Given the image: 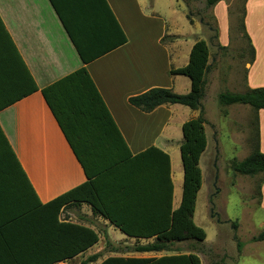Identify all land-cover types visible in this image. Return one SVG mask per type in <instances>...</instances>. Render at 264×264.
I'll return each mask as SVG.
<instances>
[{
    "label": "crops",
    "instance_id": "obj_1",
    "mask_svg": "<svg viewBox=\"0 0 264 264\" xmlns=\"http://www.w3.org/2000/svg\"><path fill=\"white\" fill-rule=\"evenodd\" d=\"M128 1L142 10L141 12L149 9L152 12L151 18L163 28L151 42L145 40L143 34L135 35L133 31H129L124 15ZM165 1L170 15L185 16L182 21L185 31L183 34H170L169 21L162 19L160 11L158 12L161 0H105L123 30L127 43L85 64L50 0H0V20L4 30L9 34L39 89L35 94L0 109V264H22V257L33 255L37 250L40 222H46L47 225V219L44 221V213H40V207L88 181L41 93L42 89L81 68L88 70L132 157L141 155L152 147L169 156L174 187L173 209L180 207L184 185L181 160L182 126L185 122L199 117L200 111H192L188 107L182 109L181 105H166L151 113H144L128 102L129 98L154 88L171 89L177 94H188L191 91V81L188 78L172 76L169 72L188 65L191 50L197 42L195 37L198 29L187 20L185 8L180 5L179 0ZM65 8L71 21L77 22V25L87 20L88 35L84 39L88 46L86 48L92 54H99L116 43L117 32L114 31L113 37L111 21L102 0H68ZM219 11L224 19H228L224 1L214 7L215 13ZM92 21L98 23L95 29H91ZM245 28L255 50V60L252 65H247L245 82L239 90L242 92L234 93L264 88V0L245 2ZM166 35L176 39L162 43ZM220 35L221 29L219 45L228 46V39L221 41ZM12 56L8 55L5 44L1 46L0 42V74L7 73L8 60ZM210 70L206 76V95L212 82L211 76L208 80ZM2 102L5 105L4 97ZM256 115L260 150L264 153V110L258 111ZM204 118L207 147L199 164L202 187L196 199L195 224L210 153L213 152L212 159H215L214 154H220L218 142L213 143L214 151H211V137L218 136V133L214 131V124L206 117L205 108ZM8 145L13 157L8 153ZM8 154L11 166H8ZM14 157L21 166L20 171L15 167ZM160 160L157 153H152L145 160H127L113 171L109 180H103L101 186L104 191L114 195L117 191H124L125 199L131 196L136 198L145 188V173L149 174L154 170L160 177L163 170ZM213 164L214 160L212 167ZM207 188L208 202L211 203L214 191V182L211 179ZM126 202L122 203L127 205ZM258 206L264 210V182L261 185ZM60 220L84 225L98 233V228L103 227L104 233L110 236L118 230L108 220L95 216L87 204L72 207V210L64 209Z\"/></svg>",
    "mask_w": 264,
    "mask_h": 264
},
{
    "label": "trees",
    "instance_id": "obj_2",
    "mask_svg": "<svg viewBox=\"0 0 264 264\" xmlns=\"http://www.w3.org/2000/svg\"><path fill=\"white\" fill-rule=\"evenodd\" d=\"M67 1L50 0L85 64H89L127 43L123 30L105 0H102L111 21L112 36L114 37V31L117 32L116 43L99 54H92V51L86 48L88 46L84 39L86 38L84 36L88 35L86 33L87 20L79 22L80 25H77V22H72L65 8ZM221 1L224 0H206V6L213 9ZM187 18L192 25L190 15ZM96 26L98 23L92 21L91 29H95ZM239 27L249 44V64L252 65L255 60V50L245 28V3ZM214 32L215 35L210 39L211 43L218 41V27ZM166 40L164 37L162 43H165ZM171 40L174 39L171 38ZM0 42L1 46L5 44L8 55H13L11 60H8L7 73L0 74V109H3L35 94L39 89L25 63L21 60L9 34L5 32L1 20ZM218 47L226 49L220 45ZM209 60L210 50L207 43L203 40L197 41L191 50L188 65L176 70L171 69L169 72L172 76H184L191 81V91L188 94H177L167 88H154L128 100L132 107L144 113H151L166 105H181L192 111H200L199 117L185 122L182 126L181 160L184 170V185L182 202L177 210L173 209L174 187L171 180L169 156L152 147L141 155L132 157L86 68H81L41 90L47 106L82 166L88 181L40 207V213H44V221L47 219V225L46 222H40L37 250L31 256L22 257V264L69 262L97 245L100 238L95 230L67 220H60L64 209L80 207L82 204L89 205L95 216L108 220L126 237L138 241L134 246L119 248L114 247L108 236L105 235V249L110 253L173 252L172 247L176 243L185 241L203 243L206 240L204 230L194 223V213L197 195L202 187L200 158L207 147L203 100L206 95V76L211 68ZM3 97L6 100L5 105L2 102ZM218 103L221 106H249L255 113L256 133L252 152L243 161H233L231 168L234 173L241 176L259 177L260 198L261 185L264 182V153L260 150L256 114L258 111L264 110V88L247 89L244 93H221L218 96ZM8 153L12 157L14 156L9 145ZM152 153L160 155L159 164L163 165V170H161L160 177L154 170L149 174L145 173L146 189L144 188L142 192L138 193L140 196L136 198L131 196V198L125 199V192L122 190L117 191L116 195L104 191L101 182L109 180L119 165L127 160H145ZM10 155L8 154V166H11ZM157 162L156 160L155 163L157 164ZM14 163L20 171L21 166L15 157ZM22 175L25 179L24 172ZM122 202H126L127 205ZM233 226L237 229L238 222H234ZM139 240L153 241L142 245L139 244ZM252 240L253 242H263L264 231ZM242 248L243 243L238 242L239 253ZM101 257V254H96L80 264H93L98 262ZM101 264H201V261L196 254H181L150 258L110 257Z\"/></svg>",
    "mask_w": 264,
    "mask_h": 264
},
{
    "label": "rangeland",
    "instance_id": "obj_3",
    "mask_svg": "<svg viewBox=\"0 0 264 264\" xmlns=\"http://www.w3.org/2000/svg\"><path fill=\"white\" fill-rule=\"evenodd\" d=\"M179 2L185 8L186 18L190 15L193 27L198 29L196 40L205 41L210 50L211 70L208 80L211 76L212 82L207 90L203 106L206 117L214 124V131L218 133V136L211 137V151H214L213 143L218 142L220 154H214L215 159H212L213 152L210 153L211 163L209 162L205 171V186L197 206L196 225L204 230L206 240L203 243L194 241L176 243L172 247L173 252L110 253L105 249L107 234L104 233L103 227H99L100 233L97 232L101 234L99 243L64 264H80L96 254H101L102 257L93 264H101L110 257L150 258L181 254H196L201 264H264V241L253 242L252 240L264 231V210L258 206L259 177L241 176L234 173L231 168L233 161H243L252 152L256 133L254 112L249 107H227L218 103L219 94L239 91L245 82L250 53L245 34L239 27L245 0H224L228 19H224L220 11L215 13L214 8H207L206 0H179ZM141 11L131 2H126L125 20L130 32L133 31L135 35L143 34L145 40L151 42L163 28L151 18L152 12L149 9ZM159 11L162 19L168 20L171 25L170 34L185 32L182 26L185 16L170 15L165 0H161V5H158ZM188 21L190 23V20ZM216 27L219 32L221 29L220 40L228 39L226 49L219 48L218 41L213 43L210 41L215 35ZM165 37L167 39L165 43H168L171 38L176 39L169 35ZM181 108L186 109L183 106ZM212 160H214L213 167ZM210 179L214 182L211 203L208 202L207 188ZM69 209L72 210L71 207L67 208ZM234 222H238L237 229L233 226ZM107 236L113 246L119 248L131 247L138 242L136 239L123 238L125 235L119 230ZM152 241L139 240V244L144 245ZM238 242L243 243L241 253L238 252Z\"/></svg>",
    "mask_w": 264,
    "mask_h": 264
}]
</instances>
